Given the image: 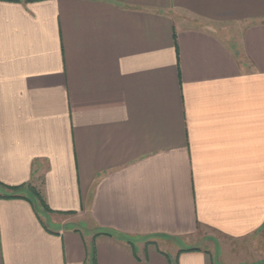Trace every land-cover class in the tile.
Listing matches in <instances>:
<instances>
[{"label":"crops","instance_id":"1","mask_svg":"<svg viewBox=\"0 0 264 264\" xmlns=\"http://www.w3.org/2000/svg\"><path fill=\"white\" fill-rule=\"evenodd\" d=\"M259 236L264 0H0V264H256Z\"/></svg>","mask_w":264,"mask_h":264},{"label":"rangeland","instance_id":"2","mask_svg":"<svg viewBox=\"0 0 264 264\" xmlns=\"http://www.w3.org/2000/svg\"><path fill=\"white\" fill-rule=\"evenodd\" d=\"M252 251H256L255 256H248L250 257L252 260L255 261L256 264H264V261L260 260L263 257V250H264V240L262 238V236H259L256 241L255 244L252 243L251 247H250Z\"/></svg>","mask_w":264,"mask_h":264},{"label":"trees","instance_id":"3","mask_svg":"<svg viewBox=\"0 0 264 264\" xmlns=\"http://www.w3.org/2000/svg\"><path fill=\"white\" fill-rule=\"evenodd\" d=\"M5 188L9 189V190H12V191H15L17 189H19V187H9V186H4ZM5 197H14L13 195H7Z\"/></svg>","mask_w":264,"mask_h":264}]
</instances>
